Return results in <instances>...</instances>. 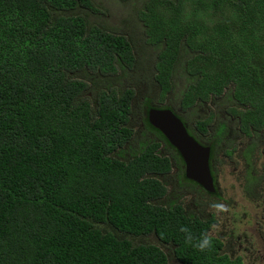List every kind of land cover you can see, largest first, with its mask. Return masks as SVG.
<instances>
[{
	"label": "trees",
	"instance_id": "1",
	"mask_svg": "<svg viewBox=\"0 0 264 264\" xmlns=\"http://www.w3.org/2000/svg\"><path fill=\"white\" fill-rule=\"evenodd\" d=\"M120 1L117 31L96 0H0V264H242L183 198L237 155L264 212V0ZM151 109L211 147L215 193Z\"/></svg>",
	"mask_w": 264,
	"mask_h": 264
},
{
	"label": "rangeland",
	"instance_id": "2",
	"mask_svg": "<svg viewBox=\"0 0 264 264\" xmlns=\"http://www.w3.org/2000/svg\"><path fill=\"white\" fill-rule=\"evenodd\" d=\"M96 5L104 12L103 15L92 18V21L117 31H121V27L125 28L121 25L123 18L133 11V8L123 5L120 0H96ZM129 29L136 34L130 23ZM148 53L147 51L145 58L149 60L153 58L154 53L153 55ZM177 83H181L179 78ZM219 159L224 163L227 161L222 169L219 167L218 180L221 197L214 199L203 195H197L196 199L185 197L183 198L184 205L191 211L208 212L213 210L209 207L213 202L224 204L226 210L218 214L214 211L217 224L213 227L211 235L224 241L225 246H228L226 252L231 258L240 257L243 264H264V212L261 207L256 208L244 196L245 171L241 173L244 162H238L237 155L231 160L222 157ZM256 165L258 167L259 164L256 162ZM186 195L188 196V192ZM171 264L178 263L171 262Z\"/></svg>",
	"mask_w": 264,
	"mask_h": 264
},
{
	"label": "water",
	"instance_id": "3",
	"mask_svg": "<svg viewBox=\"0 0 264 264\" xmlns=\"http://www.w3.org/2000/svg\"><path fill=\"white\" fill-rule=\"evenodd\" d=\"M149 122L180 153L185 163L187 178L206 191L215 192L214 177L210 168L211 148L194 139L182 120L170 109H151Z\"/></svg>",
	"mask_w": 264,
	"mask_h": 264
},
{
	"label": "clouds",
	"instance_id": "4",
	"mask_svg": "<svg viewBox=\"0 0 264 264\" xmlns=\"http://www.w3.org/2000/svg\"><path fill=\"white\" fill-rule=\"evenodd\" d=\"M209 207L212 208L217 214L226 210V206L219 202H213ZM180 231L185 233L186 243L191 244L194 248L201 252L210 249L213 245L212 236L207 232L202 233L199 237H193L191 231L186 227L182 226Z\"/></svg>",
	"mask_w": 264,
	"mask_h": 264
},
{
	"label": "flooded vegetation",
	"instance_id": "5",
	"mask_svg": "<svg viewBox=\"0 0 264 264\" xmlns=\"http://www.w3.org/2000/svg\"><path fill=\"white\" fill-rule=\"evenodd\" d=\"M171 110V109H170ZM173 111V110H172ZM174 112V111H173ZM175 113V112H174ZM175 115L179 118V119H181V117L180 116H178V114L177 113H175ZM182 120V119H181ZM182 122H183V120H182ZM184 123V122H183ZM186 126V125H185ZM187 128V127H186ZM190 134V133H189ZM207 147H209V146H207ZM211 148V147H210ZM211 155H212V149H211ZM238 160V162H240V159H237ZM185 164V163H184ZM219 167H220V165H218V169H219ZM210 168H211V172H212V175H213V177H214V174H213V170H212V165H211V158H210ZM238 170V169H237ZM244 171V169L242 168L241 169V173ZM220 174V173H219ZM185 175H186V172H185ZM237 175V174H236ZM186 178H187V176H186ZM218 178H219V176H218ZM188 179V178H187ZM218 181V183L217 184H219V180H217ZM214 184H215V189H216V182H215V177H214ZM219 186V185H218ZM217 190V189H216ZM220 191V190H219ZM216 192V191H215ZM215 192H213V193H215ZM220 197H221V194H220ZM219 197V198H220ZM242 260V259H241ZM242 264H243V260H242Z\"/></svg>",
	"mask_w": 264,
	"mask_h": 264
}]
</instances>
